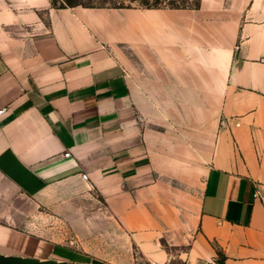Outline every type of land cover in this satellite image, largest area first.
<instances>
[{
    "label": "crops",
    "instance_id": "crops-1",
    "mask_svg": "<svg viewBox=\"0 0 264 264\" xmlns=\"http://www.w3.org/2000/svg\"><path fill=\"white\" fill-rule=\"evenodd\" d=\"M0 264H264V0H0Z\"/></svg>",
    "mask_w": 264,
    "mask_h": 264
},
{
    "label": "rangeland",
    "instance_id": "rangeland-1",
    "mask_svg": "<svg viewBox=\"0 0 264 264\" xmlns=\"http://www.w3.org/2000/svg\"><path fill=\"white\" fill-rule=\"evenodd\" d=\"M59 4H72L79 3L83 5H103V6H129V5H142L141 0H54ZM151 1V0H149ZM169 1L175 4L186 3L184 0H160L161 5H168ZM188 3H192L193 0H187ZM38 214L41 217H37V222L28 224L27 228L37 230L43 234L57 235L62 239H67L70 237L69 227L63 223L61 220L53 218L48 211L41 209Z\"/></svg>",
    "mask_w": 264,
    "mask_h": 264
},
{
    "label": "trees",
    "instance_id": "trees-1",
    "mask_svg": "<svg viewBox=\"0 0 264 264\" xmlns=\"http://www.w3.org/2000/svg\"><path fill=\"white\" fill-rule=\"evenodd\" d=\"M186 3H180V4H175L172 1H169L168 5L166 6H171V7H185V6H197L199 3V0H193L192 3H188L187 0H184ZM143 6H148V7H157V6H165L160 4V0H141L140 1ZM75 4V3H72ZM122 6V5H120Z\"/></svg>",
    "mask_w": 264,
    "mask_h": 264
},
{
    "label": "built area",
    "instance_id": "built-area-1",
    "mask_svg": "<svg viewBox=\"0 0 264 264\" xmlns=\"http://www.w3.org/2000/svg\"><path fill=\"white\" fill-rule=\"evenodd\" d=\"M5 110V108H2L1 111L3 112ZM65 155H68L69 154V151H65L64 152ZM85 175V174H84Z\"/></svg>",
    "mask_w": 264,
    "mask_h": 264
}]
</instances>
